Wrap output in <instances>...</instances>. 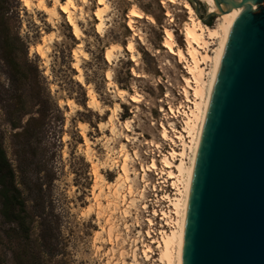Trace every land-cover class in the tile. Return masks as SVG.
<instances>
[{"label": "rangeland", "instance_id": "rangeland-1", "mask_svg": "<svg viewBox=\"0 0 264 264\" xmlns=\"http://www.w3.org/2000/svg\"><path fill=\"white\" fill-rule=\"evenodd\" d=\"M28 1L0 0V145L28 228L0 218V264H165L158 246L172 227L161 213L173 208L161 198L176 191L143 169L155 160L161 173L162 155L182 152L174 138L184 116L169 109L187 112L193 92L185 63L163 43L170 33L188 58L185 25L193 18L213 28L218 17L204 21L200 0L198 14L189 0H73L78 40L64 14L52 21L40 0ZM132 9L143 18L130 29ZM97 10H105L99 20ZM204 38L212 57L217 44Z\"/></svg>", "mask_w": 264, "mask_h": 264}, {"label": "water", "instance_id": "water-1", "mask_svg": "<svg viewBox=\"0 0 264 264\" xmlns=\"http://www.w3.org/2000/svg\"><path fill=\"white\" fill-rule=\"evenodd\" d=\"M189 1L198 14L200 1ZM212 1L204 21L241 11L196 152L180 264H264V0Z\"/></svg>", "mask_w": 264, "mask_h": 264}, {"label": "bare ground", "instance_id": "bare-ground-1", "mask_svg": "<svg viewBox=\"0 0 264 264\" xmlns=\"http://www.w3.org/2000/svg\"><path fill=\"white\" fill-rule=\"evenodd\" d=\"M22 1L24 3V6L29 8L30 1L28 0H22ZM50 1L53 2L52 8H49L43 0H40V2H38L41 11L46 13L52 21L60 17L59 12L64 14L66 16L67 23L69 24V26H71L73 30V35L78 40H80V38L83 37L79 27V21L81 20L76 19L73 15V11L75 9L74 1L73 0H66L65 2H62L61 0H50ZM86 1L84 0V2ZM200 1H202L204 4L207 5V9L209 12H217L212 0H200ZM166 2L170 4H176V0H174V2L173 0L161 1L162 4ZM98 5H102V4L98 3ZM186 8L189 10L190 14H193V9L189 5H186ZM253 9L255 8L253 7ZM132 11H136L140 15L132 16L131 15ZM240 11H241L240 9H233L229 13L219 15L218 18L216 19V23L213 28H204L199 22L191 18L189 20L190 23L186 24L183 30L184 39L187 46L186 50H187L188 58L183 53V51H181V49H176V46L173 43L170 33L166 34V38L163 43V47L166 48L170 54L178 58L179 63H185V69L187 70L188 75L191 76V79L194 83V86H192L190 84V82L192 81L188 79L184 81L186 83V86L189 89H191L193 92L192 94L193 99L192 100L187 99V101L190 102L192 105L191 108L188 107L189 110L187 112H184V110L183 112H181L180 110L175 111L174 109L169 107L170 108L169 111L172 114L173 118H177L180 115L184 116L183 129L177 136L175 135L176 137L174 138L181 143L182 152L177 153L175 149L171 148L170 152H166V154L162 155L161 164L164 169L161 171V173L156 172L158 168L154 163L155 160L144 169L142 168L144 172V177H146L148 173H153L155 171L154 173L156 176H159V174H161L162 176H166L165 180L164 181L162 180L163 183H166L167 180H173V182L171 181L172 182L171 185L173 189H175L176 191L175 194L176 197L174 198L173 197L171 198L169 195H165L161 198L163 201L169 204V207L173 208V211L169 210V212L161 213V215L163 216L162 218L167 220V224L171 225L172 227L169 232L164 231L161 233V239L159 241V246H158L160 249L159 252L160 259L165 264H180V251H181V243L183 236L185 209H186V203L188 198V192H189L196 152L206 118V113L208 109V104L210 100V95H211L219 59L221 57L230 29L232 28L233 23L235 22ZM104 12L105 10L104 11L97 10V12L95 13L96 18L98 20L101 19L102 14ZM128 18H129L128 26L130 29H132L133 19H142L143 14L135 9H132L128 13ZM102 26H103L102 23L97 25L98 32L101 30ZM205 33L207 34L209 40H213L217 44L216 49H214L212 52V57L209 56L207 52L209 43L205 41L204 38ZM170 48L171 51L169 50ZM199 50H204V54H202L203 52L201 53ZM106 56H107V60L109 61L111 58L110 53H108ZM206 64L210 66L207 72L205 71L206 69L202 68V65H206ZM185 93L187 94L186 90ZM133 97L135 96H132L131 100L135 102L133 100ZM136 100L138 101L137 98ZM161 128L163 129L162 139L165 141L169 140L171 142H174L172 139L169 138L167 129L164 126H161ZM165 134L167 135V139H164ZM183 134H186V137ZM186 139H189V141L187 142ZM176 157H180V160H179V164L175 165L173 161H175ZM186 157L189 160L187 162L185 161L187 160ZM153 165H155V167H153ZM172 168H175L177 174H175L171 170L165 171V169H172ZM158 184L161 183L158 182ZM148 185L149 183L145 184V186ZM153 191H156L155 187ZM143 209H146V206H144L142 210ZM156 213H154V215H156ZM172 215H174L175 218L172 219ZM149 222L152 226L151 220H149ZM147 232L149 233V231ZM151 250L150 248H148V251Z\"/></svg>", "mask_w": 264, "mask_h": 264}, {"label": "trees", "instance_id": "trees-1", "mask_svg": "<svg viewBox=\"0 0 264 264\" xmlns=\"http://www.w3.org/2000/svg\"><path fill=\"white\" fill-rule=\"evenodd\" d=\"M24 205L14 184L12 167L0 145V218L5 225L15 224L18 230L27 233Z\"/></svg>", "mask_w": 264, "mask_h": 264}, {"label": "snow or ice", "instance_id": "snow-or-ice-1", "mask_svg": "<svg viewBox=\"0 0 264 264\" xmlns=\"http://www.w3.org/2000/svg\"><path fill=\"white\" fill-rule=\"evenodd\" d=\"M173 2H174V0H173ZM98 3H100V4H103L104 3V0H98ZM131 15L132 16H139L140 14L139 13H137L136 11H132L131 12ZM155 21H153V23H154ZM128 49H129V51H131L132 50V46L131 45H128ZM170 51H171V48L169 49ZM134 74H136V73H134ZM133 100L135 101V102H139V101H137L136 100V98L135 97H133ZM164 139H167V135L165 134V136H164ZM156 147H159V145H156ZM153 167H155V165H153Z\"/></svg>", "mask_w": 264, "mask_h": 264}]
</instances>
